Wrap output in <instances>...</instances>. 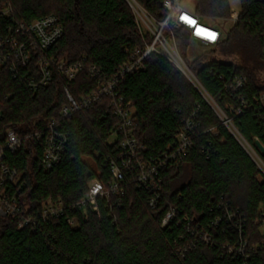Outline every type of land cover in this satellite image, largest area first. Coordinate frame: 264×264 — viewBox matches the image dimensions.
Listing matches in <instances>:
<instances>
[{"label": "trees", "instance_id": "1", "mask_svg": "<svg viewBox=\"0 0 264 264\" xmlns=\"http://www.w3.org/2000/svg\"><path fill=\"white\" fill-rule=\"evenodd\" d=\"M6 1L0 0V10ZM8 1L18 21L55 15L63 34L50 52L67 63L85 57L86 64L106 76L150 41L141 35L127 0ZM135 1L157 20L164 18L163 0ZM193 11L209 22L230 17L228 0H193ZM224 32L216 46L192 60L187 57L188 31L180 28L173 34L180 55L207 94L232 118L240 139L222 124L184 73L160 54L150 53L143 68L120 86V93L133 104L135 134L146 158L172 144L198 107L186 155L160 171L163 196L154 209L147 205L150 190L127 173L120 204L114 199L109 207L98 200V213L73 207L90 180L108 181L105 159H116L118 151L115 143H108L116 125L108 97L60 118L68 104L65 88L76 100L95 88L85 70L71 80L53 71L46 85L31 90L0 65V140L7 128L22 138L20 148L6 155V163L17 172L12 187L21 188V200L32 208L48 198L65 208L64 215L35 229L18 228L12 216H0V264H264V248H252L264 238L257 222L264 208V172L244 145L264 164V153L253 143L258 138L264 144V106L253 101L264 93V0H240L237 21ZM30 68L35 75L34 60ZM30 75L22 71L24 79ZM240 75L245 77L242 88L227 91L225 84ZM238 95L248 106L236 115L227 106L239 105ZM51 121L67 134L68 142L60 161L44 170L41 147L24 136L44 130ZM169 207L175 208L176 216L162 227ZM224 207L237 212L232 223L241 221L247 256L225 246L235 244L240 233L224 218ZM67 216L76 223L69 224Z\"/></svg>", "mask_w": 264, "mask_h": 264}, {"label": "built area", "instance_id": "2", "mask_svg": "<svg viewBox=\"0 0 264 264\" xmlns=\"http://www.w3.org/2000/svg\"><path fill=\"white\" fill-rule=\"evenodd\" d=\"M136 17V23L143 38L150 37V41H145L144 47L136 48L130 59L122 62L115 73L106 76L95 65L86 64V58L67 63L59 59L55 53L50 52L53 45L63 34V26L55 15H45L37 17L29 22H22L15 19L12 8L7 0L0 10V18H7L9 21L0 22V65H5L13 78H22L26 81L31 90H36L39 86L46 85L52 77L53 71L62 74L67 79H73L81 70H85L88 77L95 81V88L82 96L80 100L74 99L67 88L64 89L68 104L61 109L60 118L66 119L74 112L92 106L99 102L102 97L110 99L111 112L116 118V125L111 130L108 143L117 145V158L107 156L105 164L109 170V179L102 182L92 179L88 182L84 195L73 207L80 210L89 209L99 212L98 200H104L109 207L112 200L120 204L121 196L124 194L125 174H132L133 182L138 186L150 190L152 195L147 200V205L154 209L163 196L162 178L160 171L168 164L173 165L179 162L186 155L191 145V135L195 127L196 107L190 116L183 122V125L175 135L172 144L166 146L163 152L154 157L146 158L142 155L143 145L136 137L137 122L134 119V107L130 100H126L120 93V86L125 78L141 70L150 53H157L164 56L173 63L184 75L193 83L201 95L209 102L212 108L224 124L235 136H239L230 118L222 109H217L214 101L204 90L195 78L188 65L180 55L173 31L184 28L189 33L190 43L195 42L204 47L212 48L216 46L225 35V30L221 27L219 20L209 22L205 17L195 13L193 10L181 4L182 0H163L162 5L165 16L157 20L150 15L135 0H127ZM187 17V19H185ZM227 21L236 22V17H229ZM208 33H213L214 38H207ZM189 43V44H190ZM35 62V75L30 71L31 62ZM22 71L30 75L27 79L22 76ZM245 83L243 75L235 77L231 82L225 84V89L236 93ZM239 105H228L229 112L238 114L243 108L248 106V102L238 95ZM253 101L264 106V93L253 97ZM215 102V101H214ZM217 105V104H216ZM218 106V105H217ZM57 122L51 121L44 130L33 131L26 134L25 138H31L41 147V166L44 170H49L55 166L64 154L68 137L65 132L56 127ZM113 139L110 140V136ZM238 139H240L238 137ZM22 138L12 129L7 128L0 140V216H12L18 228L29 227L35 229L41 223L59 218L64 215V206L59 200L46 199L40 207L32 208L21 200L19 195L21 188H13L17 172L6 163L7 152H15L21 146ZM246 150L251 154L252 148L245 144ZM255 156L256 153L253 151ZM258 158V157H257ZM254 160L258 163V159ZM262 163V162H261ZM260 166V165H259ZM72 209V207H71ZM237 212L229 211L224 207V218L232 223ZM176 216L174 207H169L161 220V226H166ZM67 222L71 225L76 223V219L67 216ZM257 222L260 224L262 235H264V208L259 212ZM240 233V237L235 244L226 243L229 252H237L247 256V240L241 237V221L232 223ZM208 240V237L204 236ZM264 248V238L252 248Z\"/></svg>", "mask_w": 264, "mask_h": 264}, {"label": "rangeland", "instance_id": "3", "mask_svg": "<svg viewBox=\"0 0 264 264\" xmlns=\"http://www.w3.org/2000/svg\"><path fill=\"white\" fill-rule=\"evenodd\" d=\"M181 4L185 7H187L188 9L193 10V0H182ZM228 4H229L230 17L231 18H233V17L237 18L238 14L240 12V0H228ZM219 23L224 30H226L229 26V21H227L226 19H220ZM208 50H210V48L204 47L200 44H196L195 42H193V43L189 44V47L187 50V57L189 60H192V59H194V57H196L199 54L206 52ZM212 104H214V106L217 109H219V106L216 105V102L212 101ZM110 137H111L110 140H112L114 138L113 135H111ZM249 151L251 152V154L256 159L257 157L255 156L253 151H251V150H249ZM259 165H260L261 171L264 172V164L259 162Z\"/></svg>", "mask_w": 264, "mask_h": 264}, {"label": "water", "instance_id": "4", "mask_svg": "<svg viewBox=\"0 0 264 264\" xmlns=\"http://www.w3.org/2000/svg\"><path fill=\"white\" fill-rule=\"evenodd\" d=\"M253 143L259 152L264 153V144H262L258 138H254Z\"/></svg>", "mask_w": 264, "mask_h": 264}, {"label": "snow or ice", "instance_id": "5", "mask_svg": "<svg viewBox=\"0 0 264 264\" xmlns=\"http://www.w3.org/2000/svg\"><path fill=\"white\" fill-rule=\"evenodd\" d=\"M185 19H187V17H185ZM207 38H210V39L214 38V34L213 33H208L207 34Z\"/></svg>", "mask_w": 264, "mask_h": 264}, {"label": "crops", "instance_id": "6", "mask_svg": "<svg viewBox=\"0 0 264 264\" xmlns=\"http://www.w3.org/2000/svg\"><path fill=\"white\" fill-rule=\"evenodd\" d=\"M236 22H229V26H228V28H230L232 25H234Z\"/></svg>", "mask_w": 264, "mask_h": 264}]
</instances>
